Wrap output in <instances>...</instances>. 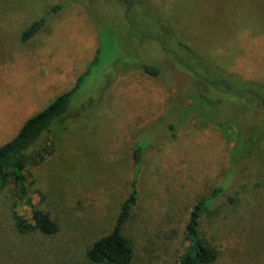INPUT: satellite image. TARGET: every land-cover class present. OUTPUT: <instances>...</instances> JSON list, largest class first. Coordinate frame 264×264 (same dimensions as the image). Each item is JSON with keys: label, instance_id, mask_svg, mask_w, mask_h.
Listing matches in <instances>:
<instances>
[{"label": "rangeland", "instance_id": "1", "mask_svg": "<svg viewBox=\"0 0 264 264\" xmlns=\"http://www.w3.org/2000/svg\"><path fill=\"white\" fill-rule=\"evenodd\" d=\"M188 60L224 83L197 79ZM90 67L26 173L30 197L60 231L20 232L14 213L31 210L11 183L0 191V264H94L88 248L112 230L131 190L134 144L145 140L140 201L125 229L130 264H177L186 208L226 178L222 197L239 192L240 214L221 225L217 211L205 217L214 264H264V0H0V146ZM194 95L221 103V117L198 118Z\"/></svg>", "mask_w": 264, "mask_h": 264}, {"label": "trees", "instance_id": "2", "mask_svg": "<svg viewBox=\"0 0 264 264\" xmlns=\"http://www.w3.org/2000/svg\"><path fill=\"white\" fill-rule=\"evenodd\" d=\"M59 6H56V8ZM48 18L44 17L35 21L28 29L23 31L21 41L27 42L40 32L46 26ZM181 44L187 47L192 54L194 53L189 46ZM196 58L198 57L196 56ZM97 59L98 56L92 61V64H95ZM139 66L141 71L148 75L159 76L162 73V68L158 64L141 62ZM90 69L91 67L79 76L76 84L70 90L57 96L42 111L30 117L11 140L0 146V191L10 186L11 183L16 184L20 195L25 198L31 210L30 218L19 212L14 213L15 227L22 233L37 232L43 236H53L60 231V225L52 214L39 207L30 197L26 173L30 160L41 155L42 149L38 143L39 139L51 130V126L58 119L69 112L72 100L79 91L84 77L90 73ZM186 69L194 74V77H200L201 79L199 78V80H204L203 82L208 85L219 87L224 83V81L221 82V78L213 74L197 70L201 68H197L189 60L186 61ZM260 85L264 89V85ZM192 98L193 103L190 107L193 111H196L195 115L198 118L206 119L207 117L208 119H214V117H221V103H211L203 95H194ZM233 116L235 114L231 115L229 121H232ZM176 118L180 122L181 115H176ZM219 121V125L223 126V118L219 119ZM177 124L176 120L169 123V128L174 138L178 135L179 127ZM146 143L147 141L145 140L143 143L142 141H136L134 144L132 154L134 173L131 181V190L121 204L112 230L107 235L96 239L88 248L87 257L94 264H130L134 259L135 249L133 241L125 233V229L135 218V208L140 201L139 173L143 164ZM32 149L36 150V152H32ZM228 182L229 180L226 178L224 183L216 186L208 197L200 199L186 208L184 229L186 248L180 255L177 264H214L218 260L220 251L217 246L211 245L203 236L202 227L205 217L210 213L217 211L220 225L226 222L229 223L227 220L230 214L232 219H235L240 214L241 197L239 192H226V196L222 197ZM220 198L225 200L226 203L218 207Z\"/></svg>", "mask_w": 264, "mask_h": 264}]
</instances>
